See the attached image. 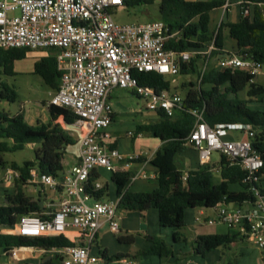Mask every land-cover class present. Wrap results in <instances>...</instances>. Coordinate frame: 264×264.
<instances>
[{
    "label": "built area",
    "instance_id": "2783aa9c",
    "mask_svg": "<svg viewBox=\"0 0 264 264\" xmlns=\"http://www.w3.org/2000/svg\"><path fill=\"white\" fill-rule=\"evenodd\" d=\"M232 4V0H224L222 7L227 10ZM235 4L241 7L250 2L236 0ZM123 7L124 0H0V49L55 51L59 86L50 95L47 106L72 112L76 119L71 126L80 133L79 161L59 180L39 174L35 169L30 170L27 179V183L45 189L60 187L64 199L54 210H45V218L37 214L21 215L13 227V234L27 237L58 236L68 228L78 230L86 240L85 245L66 247L65 257L59 264H103L104 257L89 253L96 231L101 221L107 222L112 232L119 231L117 203L95 199L91 193L102 189L99 182L91 180L93 172L100 169L112 172L113 160H122L118 150L111 147V137L106 132L112 121L113 111L108 102L112 90H130L145 100L147 111L161 112L172 118L183 110L184 97L170 89L141 85L133 72L176 76L181 64H187L196 56L202 61L203 71L213 50V42L204 49L181 52L167 49L166 43L176 40L178 32H171L161 20L117 25L110 9ZM247 14L245 10L243 15ZM215 67L242 70L254 78L264 73V63L246 56L221 58ZM186 111L195 121L185 145L198 152L201 164L209 162L212 152L237 163L245 172L243 182L251 184L254 197L252 202L221 203L212 208L214 218L198 217L195 221L205 225L224 224L246 242L264 249V188L259 185L263 159L252 147L251 140L256 134L253 127L241 123L210 127L203 122L202 111ZM228 132H241L246 139H228ZM127 135L140 134L131 131ZM19 178V172L10 167L2 173L5 186ZM186 180L187 173L183 171V186ZM10 255L16 254L11 251Z\"/></svg>",
    "mask_w": 264,
    "mask_h": 264
},
{
    "label": "trees",
    "instance_id": "16d2710c",
    "mask_svg": "<svg viewBox=\"0 0 264 264\" xmlns=\"http://www.w3.org/2000/svg\"><path fill=\"white\" fill-rule=\"evenodd\" d=\"M153 0H124V6L148 4ZM250 4L240 7L237 22H221L217 30L209 34L210 12L220 8L224 0H160L158 20L167 24L171 32H178L176 40H169L166 48L181 52L185 50L204 49L213 42L210 61L202 71L199 56L192 58L187 64H181L180 75H197L198 87L189 83L183 100V110L169 118L158 113L159 121L153 124L137 125L135 133H149L153 138L161 141L160 147L153 154L150 164L157 172V187L149 193H131L126 185L132 177L129 172L113 173L112 181L116 185L117 209L130 212H142L155 209L161 228L172 229V241L185 243L186 238L181 233L185 227L184 215L186 210L203 208L211 209L221 203L252 202L254 197L250 191L251 184L243 182L245 172L239 165L230 162L220 155L218 170L221 181H214V168L208 163L199 164L195 169L187 170L186 185L183 186L181 176L183 170L176 166L177 152L185 147V141L194 124V117L186 110L202 111V120L208 126L217 124H250L255 137L251 140L252 147L260 153L263 168L259 175L264 174V111L253 110L248 104L264 102V87L251 83L255 79L242 70H219L213 61L223 52L222 30L227 29L228 37L235 42L236 55L246 56L254 61L264 63V0H245ZM245 10L247 15H243ZM31 51L26 49H0V67L4 72L9 71L13 76L14 61L25 59ZM38 58L33 64V73L40 76L44 84L53 92L59 86L60 72L57 70L55 51ZM141 85L151 86L157 90L169 89L168 77L156 73L133 72ZM245 97L241 93L246 89ZM16 91L13 85L0 82V100L14 102ZM50 115L46 123L36 126L28 125L22 111L14 115L0 110V170L5 168L3 153L22 150L26 145L39 144L35 150V158L26 161L22 166L12 162L10 168L18 171L20 178L15 180L12 195L6 196L0 204V229L14 227L21 215L37 214L45 218L39 205L40 199H32L24 192V186L30 176V170L35 169L39 174L57 177L62 171V159L65 149L73 145L72 138L60 123L55 122L60 116L65 125L71 126L76 116L64 108L47 106ZM261 183V179L259 185ZM230 185H238L241 191L229 189ZM256 185V184H253ZM93 198L103 199L106 195L105 186L97 192H91ZM236 235L202 234L192 242L193 254L203 257L206 253L219 247H226L236 240ZM134 234L120 236L118 241L125 244L134 242ZM151 243L148 254L159 259L172 256L171 247L159 236H146ZM74 246L63 235L27 237L0 232V249L9 253L20 247H37L43 249L66 248ZM106 252L100 251V256L106 257ZM119 260L121 255H115Z\"/></svg>",
    "mask_w": 264,
    "mask_h": 264
},
{
    "label": "crops",
    "instance_id": "0c3cea01",
    "mask_svg": "<svg viewBox=\"0 0 264 264\" xmlns=\"http://www.w3.org/2000/svg\"><path fill=\"white\" fill-rule=\"evenodd\" d=\"M236 0H233L232 6L224 10L223 7L213 9L209 16V34L214 33L217 30V27L221 22H237L240 16V7L235 4ZM223 36V52L236 55L237 47L235 42L228 37L227 29L222 30ZM238 56V55H237ZM40 57L33 59L32 62V69H30L29 73H33V64L34 62ZM214 61V60H213ZM15 62V61H14ZM18 71L14 68L13 63V74H17ZM13 75V76H14ZM11 77L9 75V71L4 72L3 68L0 67V82H5L4 77ZM43 81V80H42ZM6 83V82H5ZM48 87V86H47ZM49 88V87H48ZM50 89V88H49ZM51 94L53 91L50 89ZM112 98V93L108 98V102L112 108V121L110 125L107 127L106 132L110 135V145L112 148H116L118 152L122 156V160H113L114 170L111 174L104 169H100L98 171L93 172L92 174V181L99 182L102 185V188L105 186L106 194L108 189L110 188L109 184H112L114 188V196L115 198L111 199L117 203L116 198V185L112 181L111 177L113 173H122V172H129L132 174L131 179L129 180L128 184L126 185V189L131 193H149L152 192L157 187V172L154 167L151 166L150 160L155 153V151L160 147L161 141L156 138H153L149 133L143 132L140 133L139 136L129 137L127 135L128 132H135V128L137 125H144V124H153L159 121V115L154 113L153 114L157 117L155 122H145V123H136L132 122L131 128L129 130L120 132L118 128L115 127L114 119L116 116L115 111L113 110V106L110 102ZM46 106V105H45ZM24 115L25 122L30 126H36L39 122L46 123L50 115L47 117H40V115H32L26 114L25 111H22ZM9 114V113H8ZM10 115V114H9ZM59 118V117H58ZM57 118V119H58ZM63 118V117H62ZM57 119L55 122H57ZM58 123V122H57ZM63 128L66 129L68 135L72 138L75 145V151L72 150V146L70 145L65 149V153L62 159V171L60 177L70 168L75 166L79 161V148H78V140L80 138V133L76 129V134L71 131L72 126L65 125ZM126 132V133H125ZM239 133V138H235L233 135H227V138L233 139H246V136ZM129 140V142H127ZM33 145V144H32ZM28 145V146H32ZM194 152L198 158L195 164L186 165L185 158L187 156L191 157V153ZM130 157H133L132 160H129ZM177 160L180 163H176L178 169L183 171H187L190 169H195L200 163L199 154L196 150L192 149L191 147L185 145L184 148L180 149L176 155ZM220 159V157H219ZM210 161V160H209ZM219 162V161H218ZM210 162H208L209 164ZM5 169V168H4ZM3 169V171H4ZM219 174L218 164L213 169ZM3 171L0 170V173ZM215 181V179H214ZM221 181L219 179L215 182L218 183ZM15 183V182H14ZM14 183L13 191L15 189ZM33 186V189L24 190L25 194L36 200L40 199L42 202V210L43 212L54 210L59 202L64 199V194L60 187L55 189H45L43 186L36 185V184H29ZM26 185V186H28ZM11 186V185H10ZM9 186V187H10ZM25 186V187H26ZM260 186L264 188V174L261 176V183ZM238 189L234 190L229 189L231 191H241V188L237 185ZM107 197V195H105ZM103 198L106 200V198ZM48 205L51 208H48ZM244 208L247 206L244 204ZM196 209V208H195ZM198 212L196 214H192L191 211L194 209L186 210L184 215V223L185 227L181 230V233L186 238L185 243H174L172 241V229L170 228H161L158 222V213L155 209H148L142 212H130V211H122L116 209V216L119 222V231L114 233L110 230L108 223L105 221H101L93 243L89 246V253L92 255L100 256V251L106 252V257L104 263L109 262H119L121 264H224L223 262V252L222 247L214 249L208 253H206L203 257L195 256L193 254V247L192 242L194 241L195 237L202 234H220V235H236L235 232L229 229L224 224L216 223L214 225H205L200 222H196L195 219L200 217L202 220L207 218H214L215 211L214 209H210L212 213L207 214V210L203 208H197ZM193 216V217H192ZM207 227H215L217 231L213 233H198L197 230H202ZM1 233L5 234H13L14 228L4 227L0 229ZM126 234H134L135 239L132 244H125L118 241L120 236ZM67 240L72 242L73 244H83L85 245L86 240L81 233L74 229L68 228L62 234ZM146 236H159L161 237L167 245L171 247V252L173 253L172 256H168L164 259L156 258L157 256L148 254V251L151 248V243L146 239ZM237 236V235H236ZM244 239L237 236L236 240L231 243L230 245L224 247L229 251L230 247H239V254L240 260H236L235 263L227 264H264V255L263 253L260 255L253 254L250 252L249 248L246 245ZM250 244V243H249ZM253 245V244H252ZM12 251L15 252V256L11 257L10 252L5 253L2 249H0V264H59L60 261L65 257V248H37V247H20L13 249ZM115 255H121L119 260H115L113 257ZM103 263V264H104Z\"/></svg>",
    "mask_w": 264,
    "mask_h": 264
},
{
    "label": "rangeland",
    "instance_id": "374dc122",
    "mask_svg": "<svg viewBox=\"0 0 264 264\" xmlns=\"http://www.w3.org/2000/svg\"><path fill=\"white\" fill-rule=\"evenodd\" d=\"M204 1V0H201ZM233 2V0H232ZM160 0H153L148 4H139L134 6H124L123 8H111L110 15L113 22L117 25H130V24H140L146 23L148 21L158 20V7ZM46 51H31L25 59L15 61L14 68L18 71L17 74L7 78L4 77V81L13 85L16 91V99L12 103H8L6 101L0 100V110H3L10 115H14L19 111H25L26 114L32 115H40V117H47L49 115L47 110V103L50 99V89L44 84L41 77L34 74L29 73L30 69H32L33 59L37 57H41L45 55ZM13 67V64H12ZM171 91L177 92L181 97L185 96L186 90L189 87V83H193L195 87H198V78L197 75H176L170 76L167 78ZM254 82L258 85L264 87V73L258 75ZM246 88L240 95L241 97H245ZM112 98L110 102L113 106V110L116 113L114 119V125L119 129L120 132L129 130L131 128V123H145V122H155L157 117L151 111H147L145 109V100L140 99L137 96L133 95L130 90L126 89H113L112 90ZM46 105V106H45ZM248 107L253 110L264 111V102H254L248 104ZM57 122L63 126L65 123L63 121L62 116L57 119ZM71 131L76 134V129L74 127L71 128ZM126 133V132H125ZM229 135H233L235 138H239L238 132H229ZM129 142V140H127ZM40 147L39 144L35 143L32 146L26 145L22 150L15 151L12 153H3L2 159L5 162V168H9L12 162L22 166L26 161H32L35 158V150ZM72 150L75 151V145H73ZM194 152L191 153V157L187 156L185 158V164L190 165L195 164L198 160L197 156ZM220 154L216 152H212L210 156L211 166H217L219 161ZM176 162L180 163L177 158ZM4 168L1 169L3 171ZM3 173V172H2ZM2 173H0V204L3 202L6 196L12 195L13 186H5L2 182ZM111 174V172H109ZM61 172L58 173L57 179L59 180ZM215 181L219 179V174L215 171L214 173ZM110 188L107 192L106 201H110L115 198L114 196V188L112 184L108 183ZM15 185V183H14ZM34 187L31 185L24 186V190H30ZM231 189L237 190V185H230ZM207 214L212 213L210 209H206ZM192 214H196L198 209H194L191 211ZM193 217V216H192ZM217 231L215 227H207L202 230H197L198 233H213ZM127 245V244H126ZM250 252L253 254L260 255L263 253L264 249H259L256 246L246 243V245ZM239 247L233 246L229 248V251L222 247L223 252V263H235L236 260H240ZM158 258V257H156ZM104 264H121L119 262H109Z\"/></svg>",
    "mask_w": 264,
    "mask_h": 264
},
{
    "label": "water",
    "instance_id": "95a60500",
    "mask_svg": "<svg viewBox=\"0 0 264 264\" xmlns=\"http://www.w3.org/2000/svg\"><path fill=\"white\" fill-rule=\"evenodd\" d=\"M230 57V54L227 53H221L220 55H218L214 61L216 62L217 60L221 59V58H226L228 59ZM39 205L42 207V202H39Z\"/></svg>",
    "mask_w": 264,
    "mask_h": 264
}]
</instances>
